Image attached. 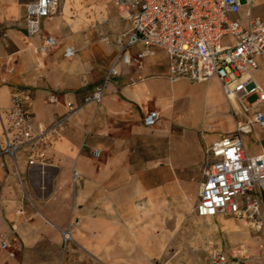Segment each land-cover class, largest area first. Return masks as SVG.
Masks as SVG:
<instances>
[{"label": "crops", "instance_id": "obj_1", "mask_svg": "<svg viewBox=\"0 0 264 264\" xmlns=\"http://www.w3.org/2000/svg\"><path fill=\"white\" fill-rule=\"evenodd\" d=\"M29 1L0 0V140L16 86L32 92V123L51 122L67 110L66 101L82 102L119 54L120 45L104 43L101 30L115 39L130 26L114 0H60L59 12L43 22L41 34L29 36ZM72 2L86 23L74 25L75 18H69ZM248 6L243 3L241 16ZM251 11L264 19V0H253ZM48 34L58 43L41 51L38 45ZM69 43L77 47L72 57L64 54ZM143 47L138 42L129 51L135 54ZM117 66L119 74L108 83L102 101L71 114L59 134L44 144L47 164L29 167L22 150L17 165L23 179L13 160L0 166V264H148L165 239V210L188 200L189 187H200L205 177L206 144L235 131L236 126L203 141L211 119L223 121L232 115L230 104L237 107L217 75L199 82L186 77L173 81L168 52L160 46L143 57L142 66ZM255 72L264 87V56ZM181 82L207 83L208 115L202 125L183 113L177 92ZM53 91L59 102L49 100ZM151 108L161 113L154 126L143 121ZM246 133V150L263 151L264 145L249 146ZM94 147L100 154L92 153ZM75 168L81 171L79 179H74ZM150 209L155 219L149 218ZM69 226L73 238L65 243L62 229ZM238 234L252 240L264 260V213L261 231L243 228ZM4 238L14 255L1 246Z\"/></svg>", "mask_w": 264, "mask_h": 264}, {"label": "built area", "instance_id": "obj_2", "mask_svg": "<svg viewBox=\"0 0 264 264\" xmlns=\"http://www.w3.org/2000/svg\"><path fill=\"white\" fill-rule=\"evenodd\" d=\"M120 17L129 22L128 29L115 39L109 34L102 35L107 43L116 42L121 50L114 63L106 71L103 81L96 84L82 102L66 101L67 110L55 115L49 123L31 121L33 111L32 92L27 86H16L12 92L9 119L4 122V139L0 140V166L16 164L20 151L25 150L28 166L47 164L50 156L44 146L50 137L59 134L68 117L89 102L99 104L107 85L119 74L118 62L142 66L143 57L154 51L155 46L167 50L170 60L171 79L183 77L192 82L210 79L217 75L224 93L236 99L237 112L246 119H239L233 133L216 139L205 146V177L202 180L195 210L199 215L230 213L246 219L256 229L263 228L264 213V150L249 153L242 136L255 125L264 127V87L256 77L259 57L264 56V19L251 11L253 0L245 16L239 14L241 0H114ZM60 0H32L27 3V34H41L43 22L52 18ZM233 13L237 15L233 16ZM142 42L144 47L135 54L129 47ZM58 43L54 34L45 36L38 49L46 51ZM77 47L69 43L64 54L72 57ZM257 94L254 100L249 96ZM51 102H59L60 95L53 91ZM161 117L160 110L151 108L145 112L143 121L154 126ZM101 149L94 147L93 154ZM81 171L74 169V179ZM64 242L73 238L72 228L62 229ZM1 246L10 250L11 242L4 238ZM243 249L233 255L223 247L211 250V264H242Z\"/></svg>", "mask_w": 264, "mask_h": 264}, {"label": "rangeland", "instance_id": "obj_3", "mask_svg": "<svg viewBox=\"0 0 264 264\" xmlns=\"http://www.w3.org/2000/svg\"><path fill=\"white\" fill-rule=\"evenodd\" d=\"M97 3L106 2V0H92ZM244 4L247 0H241ZM61 3V2H60ZM60 7V5H59ZM59 7L57 12H59ZM68 14L75 18L74 25H82L87 21L83 16L76 15L78 6L72 2ZM92 9H97L93 5ZM57 12L55 14H57ZM237 13H233V16ZM107 26V25H105ZM106 31L101 30L100 39ZM106 44V41L102 40ZM207 83L191 84L181 82L177 86L179 101L184 108L183 113H190L199 125L206 119L208 108L206 107ZM257 94L249 96L254 100ZM234 103L235 100H234ZM264 109V102L260 104ZM231 116L226 117L223 121L213 117L210 125L206 128L203 141H208L209 137L228 130L234 129L239 119L246 117L232 108L230 104ZM204 130V129H201ZM245 138L251 148H259L264 145V128L254 126L253 130L245 134ZM199 190V184H193L189 187V199L183 200L178 207L167 208L164 214L165 239L156 255L152 256L148 264H211V250L215 247H223L229 254L233 255L238 248L243 249L242 264H264L263 258L254 251L255 243L248 238L243 239L238 234L244 229H256L246 219H240L227 213L218 216L199 215L195 210V201ZM149 218L155 219L156 212L153 209L149 211ZM154 216V217H152ZM180 217V219H172ZM243 227V228H242ZM257 231H259L257 229ZM261 231V230H260ZM153 260V261H152Z\"/></svg>", "mask_w": 264, "mask_h": 264}, {"label": "bare ground", "instance_id": "obj_4", "mask_svg": "<svg viewBox=\"0 0 264 264\" xmlns=\"http://www.w3.org/2000/svg\"><path fill=\"white\" fill-rule=\"evenodd\" d=\"M229 99H230V98H229ZM234 100H235V102H236V99H235V98H232V99H231V101H233V102H234Z\"/></svg>", "mask_w": 264, "mask_h": 264}]
</instances>
